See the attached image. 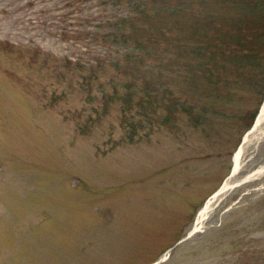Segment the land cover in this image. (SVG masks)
Here are the masks:
<instances>
[{"label":"rangeland","instance_id":"374dc122","mask_svg":"<svg viewBox=\"0 0 264 264\" xmlns=\"http://www.w3.org/2000/svg\"><path fill=\"white\" fill-rule=\"evenodd\" d=\"M127 5L0 0V264H264V177L218 197L186 238L263 105L252 73L230 69L216 104L227 113L199 126L182 112L162 122L163 109L107 110L103 88H82L64 67L103 55L106 27ZM166 75L185 95L183 78ZM262 163L264 130L236 179Z\"/></svg>","mask_w":264,"mask_h":264},{"label":"trees","instance_id":"16d2710c","mask_svg":"<svg viewBox=\"0 0 264 264\" xmlns=\"http://www.w3.org/2000/svg\"><path fill=\"white\" fill-rule=\"evenodd\" d=\"M117 1L128 4V13L106 27L110 30L103 44L108 49L103 55L63 64L80 72L82 88L92 91L93 84L103 88L106 109L121 103L125 111L135 108L148 117L163 109L162 122L182 112L192 123L204 126L206 119L219 114L221 107L216 104L233 68L237 77L252 73L248 84L264 95V0ZM148 60L154 63L149 65ZM109 71L116 75L103 80ZM167 71L183 78L185 95H176L167 85ZM106 85L111 92L104 91Z\"/></svg>","mask_w":264,"mask_h":264},{"label":"bare ground","instance_id":"6f19581e","mask_svg":"<svg viewBox=\"0 0 264 264\" xmlns=\"http://www.w3.org/2000/svg\"><path fill=\"white\" fill-rule=\"evenodd\" d=\"M264 104L262 106L261 112L256 120V124L254 126V130L247 134L243 140L242 146L238 149V151L234 155V171L231 177H229L222 188L219 190L220 195L215 194L211 199L208 200V202L205 204V206L201 209V211L198 214L195 228L196 230L199 229V227L202 225L203 221L207 218L208 214L212 210L213 202L220 196L224 195L225 193L229 192L230 190L242 185L244 183V180H253L258 179L261 177H264V163H262L260 166H258L253 171L249 172L245 177L241 179H236L237 174L240 171L241 165H242V158L244 155V152L246 148L253 143L254 140L259 139V137L262 135L264 130Z\"/></svg>","mask_w":264,"mask_h":264},{"label":"water","instance_id":"95a60500","mask_svg":"<svg viewBox=\"0 0 264 264\" xmlns=\"http://www.w3.org/2000/svg\"><path fill=\"white\" fill-rule=\"evenodd\" d=\"M253 130H254V128H253ZM252 130V131H253ZM251 131V132H252ZM233 174V173H232ZM248 181V180H247ZM246 182V180H244V183ZM217 195H220V192H218L217 193ZM196 232V230L194 229L193 231H191L190 233H189V235L186 237V238H189L190 236H192L194 233ZM164 261V258L163 259H161V260H159V261H157L156 263H154V264H161L162 262Z\"/></svg>","mask_w":264,"mask_h":264}]
</instances>
